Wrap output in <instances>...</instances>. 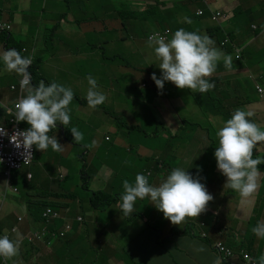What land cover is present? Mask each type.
<instances>
[{"label": "crops", "instance_id": "0c3cea01", "mask_svg": "<svg viewBox=\"0 0 264 264\" xmlns=\"http://www.w3.org/2000/svg\"><path fill=\"white\" fill-rule=\"evenodd\" d=\"M114 1L119 0H0V13L3 15L1 21L10 24L13 29L11 41L7 42L0 35V124L8 120L5 108L13 109L19 101L18 93L13 91L12 87H18L22 79L20 74L6 70L3 53L19 47L20 43L26 45L22 49L29 50L28 43L34 41L33 54L36 57L45 56L44 63L36 70V74L40 79L43 78L44 82L58 80L60 72L58 63L78 43L82 26L85 25L83 31L89 35L90 24L112 14ZM124 1L138 10H142L141 7L149 2L131 0L133 2L131 4L130 0ZM162 3L165 5L162 6L163 10L174 9L170 13L175 16L173 20L177 19L178 23L170 25L169 29L173 33L183 28L207 35L214 41L213 47L222 53L216 67L220 68L216 90L212 94L211 90L206 93L192 92L188 89H178L170 82H165L162 90L158 89L151 77L153 73L157 78L161 77L160 61L155 55L154 46L150 47L144 40L148 39L152 31H148L144 23L137 19L126 21L129 32L123 30L125 27L120 20L103 23L97 30L99 51H94V46H87L89 53L86 51L84 57H88L85 59L86 69L88 66V73L97 82L96 90L106 96V101L95 108L88 105L89 76L85 79L74 77L72 81L74 87L65 86L73 91L75 99L69 105L71 120L68 127L79 126L80 132L90 129L92 134L88 135L87 139L86 134H83L84 138L80 145L83 156L70 159V151L66 148L67 159L60 161L63 174L73 172L72 162L77 159L87 166L91 139L92 146L95 147V154L90 161L91 167L87 169V173H82L83 189L52 183L47 175H43L39 183L34 182V176L31 182L24 180L23 183L22 178L21 180L16 178L13 184L19 189V194L15 195L7 189V181L0 170V236L10 233L13 228H19L21 244L20 254L14 258L16 264H241L239 260L223 262L215 249L219 242L236 252L245 250L259 259L264 257V237L257 236L252 231L258 222H264V164L258 166L262 175L258 178L256 191L241 203L239 193L225 187L227 178L218 170L215 158V150L219 146L217 132L227 121L219 123V120L224 118L220 112L229 110V105L218 101L220 91H226L230 103L238 99L239 107L242 105V109L254 114L249 118L251 122L264 130V102L260 99L252 102L254 95L258 96L256 84L264 83L262 80L264 59L252 58L258 42L264 45V20L262 23V18H257L256 23L253 22L254 17L251 18L250 27L246 24V17L239 16L236 20L233 17L228 21L232 22V26L226 28L227 32L231 31V39L239 45L237 48L243 49V52L239 53L235 47H232V50L228 46L224 49L218 48L216 38L208 33V28L213 23L195 18L199 4L186 3L179 7L175 4ZM239 3L240 0H229L225 5L230 8ZM254 7L262 10L260 16H264V0H256L249 6L253 9ZM41 8L46 11L43 16L47 18L38 25L36 22L38 19L35 17L42 13L39 11ZM189 11L194 15H188ZM122 15L129 16L126 13ZM27 16H32L33 20L27 21ZM33 21L36 22L35 26L32 25ZM151 21L156 22L154 18ZM252 25H258L260 31L256 33ZM54 27L55 39L47 42V32ZM62 28L63 34H60ZM119 32L123 34L121 37L126 40L125 42L120 38L112 39L113 33ZM129 33V39L134 40L126 38ZM217 35L220 37L219 32ZM102 36L105 40L101 39ZM121 43L125 46L115 47ZM113 56L130 58L128 64L124 65L125 71H145L149 74L147 84L152 85L150 105L154 110V117L153 121H150L141 112L139 117L142 129L126 128L131 112L127 99L132 93L126 98L115 99L114 115L110 118L109 125L102 123L98 126L82 120L89 117V112L110 104L113 80L106 76L103 70L91 68L90 65L98 62L112 63ZM151 56L154 63L149 69L144 70L132 64L138 60L147 63ZM226 60L229 62L228 69L222 72ZM213 75L206 79L216 78ZM250 80H253L255 93L249 90ZM59 84L62 85V81ZM241 85H245L247 89H241ZM166 92H169L173 100V116L169 106L159 96ZM241 95L248 97L246 102H241ZM148 99L143 95L135 100L138 104L147 105ZM83 100L85 106L82 105ZM75 102L79 106H76L73 112L72 105ZM208 108L213 114L209 119ZM69 128L64 126L67 139H74ZM165 128L170 129L169 134ZM67 143L69 144V141ZM134 150L138 152V158L131 157ZM257 155L264 159V150L259 153L254 151L253 158ZM143 157L147 162H151L147 168L139 165ZM187 157L194 166L191 165L190 170H183L188 171L194 178L199 177L200 182L214 198L199 217L186 218L180 225H173L158 211L155 202L150 198L148 200L151 204H145L138 199L130 216L114 214L115 209L120 208L118 196L124 192V180L129 181L135 172L149 175L152 173L153 179L156 180L153 186H158L175 167L182 168L181 163ZM187 164L189 165L190 161ZM86 179L88 186L85 183ZM23 190L27 193L26 196L23 195ZM115 198L116 202L112 203ZM33 203L47 204L60 214V219L53 225L55 232L62 231L66 224L72 226L73 230L66 239L62 241L53 239L50 246L40 242L27 245L22 241L21 235H28L40 227L37 223L39 216L31 215L30 204ZM118 210L121 212V208ZM21 217L23 222L20 224L18 220ZM78 218L83 219V224L77 222ZM193 220L196 221L191 223ZM201 224L206 225L202 231L207 235V239L198 236L197 229ZM191 225L195 228L189 232L188 228ZM262 262L264 264V261ZM0 264H13V260L4 263L0 259Z\"/></svg>", "mask_w": 264, "mask_h": 264}, {"label": "clouds", "instance_id": "9594fccd", "mask_svg": "<svg viewBox=\"0 0 264 264\" xmlns=\"http://www.w3.org/2000/svg\"><path fill=\"white\" fill-rule=\"evenodd\" d=\"M192 1L195 4H199L196 18L206 19L212 22L214 25L212 24L209 28L216 27L217 29H221L225 35V40L228 39L225 43V40L221 43L216 41L218 48L224 49L230 44L238 49L237 52L242 53L243 49H239L234 45L233 39H231V31L228 33L227 29L222 27V24L228 22L233 17L235 19L236 13L240 9H244L246 12L249 6L255 1L240 0L238 5L231 6L230 8H227L225 5L226 1L229 0ZM223 3L224 6H222ZM163 5V3L160 5L159 11L167 15L168 10H163ZM132 8L134 9V7ZM201 10L204 11L202 15L200 14ZM156 13L155 10H152V12H148V15H155ZM135 14L138 16L136 12ZM128 15L127 17L121 13L122 18L141 21L140 17L136 18L135 15L130 13H128ZM154 21L163 23L166 20L162 22L154 19ZM0 22L3 23L1 19ZM122 22L125 27L123 30L128 31L126 21L123 20ZM3 24L11 28L10 24ZM169 25L170 24L167 25L166 29L156 31L148 37L149 46H154L155 55L160 61L159 69L162 73L161 77L157 78L155 73H153L151 77L158 89L162 90L165 82L174 84L178 89H188L192 92L206 93L214 89V83L217 79H206L211 77L216 71L217 63L222 56V53L213 47L214 41L207 35H200L197 32L187 31L183 28L173 33L169 29ZM252 28L253 30L255 29L256 33L260 31L258 25H252ZM119 33H116L117 38L124 39ZM129 37L130 33L126 38ZM26 52L27 49H22V53ZM3 61L8 71L20 74L22 77L18 87H12V90L18 93L19 101L13 109L5 108L4 111L8 114V120L0 124V126L5 125L10 127V122L15 119L17 123L21 122V127L25 129L24 131H15L10 137V142L17 149L23 147L26 161L31 157V149L33 146L34 149L36 147V149L41 152L46 151L49 147H51L53 151H61L62 144L57 139V137H59V127L61 125L57 124L59 123L69 128L68 125L71 120L69 105L74 99L73 91L55 82L46 86L43 81L39 83L38 87L33 88V77L30 73L33 66V59L22 57L15 49L6 50L3 53ZM129 61L130 58H121L120 56H113L111 58V62H118L125 66ZM31 62L32 66L28 70ZM228 64L229 62L226 60V66H228ZM24 76L25 79L23 81ZM27 76L29 83L24 87L21 98L20 87L21 84L23 86V84L28 82ZM87 79L90 85L87 93V102L90 107L95 108L106 101V96L102 92L96 90L97 82L93 77L89 76ZM258 86H264V83H257L255 86L259 99L264 102L258 93ZM220 113L222 115H229L230 110ZM253 115L251 111L237 109L234 111L231 118L228 119L217 132V136L219 137V146L215 150L217 168L222 175L227 178L225 187H229L239 193L241 203H243L246 198L251 197L256 191L258 187V178L262 175L258 166L264 164V159L259 155L253 158L254 151L259 153L264 150V130L257 124L251 122L249 118ZM69 129L73 135L74 142L79 143L83 140V133L77 128L71 127ZM54 132H58V134L56 135ZM0 134L7 135L3 128H0ZM60 135L63 139L68 141L65 130L60 129ZM34 159L35 156L33 161ZM33 161L27 168L13 172H9L4 165H0V170L7 181V189L12 191L15 195L19 194V189L15 188L13 184L16 178L19 180L22 178V183L24 180L31 182L33 179L30 173L22 176L24 171L32 167ZM150 177L153 178L152 173ZM123 188L124 192L120 197V208L123 215L130 216L133 214L137 199L143 200L145 198H150L155 202V207L158 211L163 213L164 218L169 220L173 225H180L185 222L186 218L199 217L206 211L207 206L214 199L213 196L208 193L206 186L200 182L199 177L194 178L188 171H184L181 168L173 169L159 186L151 185L146 175L138 173L134 183L124 180ZM48 209L57 213L50 207L46 208L41 213L43 225L41 224L36 231L34 230V232L28 235H21V238L26 242L25 244L34 245L36 242H40L46 246H50L53 239L62 241L72 232L73 228L70 224H66L62 231L55 232L53 230V225L60 219V214L57 213L59 216L58 219L48 222L43 217ZM79 219L81 218H78L77 222L83 224V219H81L80 222L78 221ZM18 222L21 224L23 222V217L19 218ZM67 226H70V232H66ZM205 227V224H201L197 229L198 236L203 239H207V235L202 231ZM18 230L19 228L16 227L13 228L10 233L0 236V259L4 263L13 260V264H16L14 258L19 256L21 244ZM252 231L257 236L264 237V222H258L257 226L253 228ZM62 233H65L64 237H61ZM36 234H45V237L42 241L34 239L30 242V239H33ZM203 235H206V237L204 238ZM13 237L16 238L13 239ZM218 244L223 245V243L219 242L215 245L216 252L223 262L239 260L241 264H244L243 255L248 254L255 260L256 264H263L262 261H264V257L259 259L255 257V255L247 253L245 250L236 252L223 245L226 250L231 251L234 255L233 258L225 257L218 250Z\"/></svg>", "mask_w": 264, "mask_h": 264}, {"label": "rangeland", "instance_id": "374dc122", "mask_svg": "<svg viewBox=\"0 0 264 264\" xmlns=\"http://www.w3.org/2000/svg\"><path fill=\"white\" fill-rule=\"evenodd\" d=\"M149 2L142 6L141 9L142 10H138L134 7V9L130 6L129 2H126L124 0H119V1H114V9L111 15L109 16H103L101 17L97 22L90 24L89 25V35H86V31H83V29H85V25L82 26V30H80V34H79V40L78 43L71 49L69 50V53L66 54L64 56V59L62 61H59L58 63V68L60 70L59 72V78L58 80H47L46 82H44L43 78L42 81L45 83V85H50L52 82L55 83H60L62 81V86H72V81L74 80V77H79L82 79H85L86 77L90 76V74L88 73L87 69H86V60L88 57H84V55L86 54V51L89 53L88 51V47L94 46V51H99V36H98V32L97 30L100 28V26L107 22V23H113L116 20H120V21H127V18H122L120 16L121 11L122 14H128L132 11H128L126 12V10L128 9H133V11H136L137 15L141 18V21L144 23V26L146 27V29L148 31H152V32H156L157 28L155 26V24L152 23V19H156V20H160V21H165L167 20V22L170 25H173L175 23H178V20H171V17L175 18V16L173 14H171L170 12L167 15L162 14L160 11L158 12V9L160 8V5L162 4V2L166 3L167 5H172L175 4L179 7H182L184 5H186V3H188L189 5L194 4V2L192 0H148ZM261 1V0H259ZM130 3L132 4L133 2L130 0ZM43 7V5H42ZM63 10L64 7L62 8ZM149 9H155V11L157 12L155 15H148V13L146 14V12ZM196 9V7H195ZM44 10V8H41L39 11ZM44 12H46L44 10ZM263 13L262 10L260 9H256V7L253 8H248L247 11L245 12L244 9H240L237 11L235 19L236 20L239 16L242 17H246V24L248 27H250V19L253 17H258ZM188 15L193 16L194 13L192 11L188 12ZM81 20H83V18H80ZM169 25V27H170ZM232 26V22H225L222 24L223 28H230ZM13 30V29H12ZM63 30L64 28L60 29V34H63ZM126 33V32H125ZM121 36H123V34L119 33ZM127 36V35H126ZM103 40H105V38L102 36ZM113 40L117 39V34L113 33ZM129 39V38H127ZM129 40H134L129 39ZM147 43L148 39H144ZM126 40L123 39V42H125ZM234 44L239 47V45H237L235 42ZM256 45V44H254ZM88 46V47H87ZM120 46H125L124 43L119 44V46H115V47H120ZM256 57H261L264 59V45H262L260 42H258V44L254 47L253 50V54H252V58H256ZM240 58V57H238ZM154 63V59L150 58L149 62L144 63L143 60H138V61H134L132 62L133 65L140 67L141 69H149L150 67H152V64ZM240 64V68L242 71V66L241 63ZM91 68H96V69H101L104 71V74H106V76H108L109 78H111L113 80V88H112V93H111V98H110V104L106 106V104L99 108L96 109L95 111L89 112L90 115L88 118L86 119H82L83 121H87L90 124H97L98 126H101L102 123H105V125H109L110 124V118L113 117L114 115V102L115 99L117 97L120 98H126L130 93H132V96L128 97L127 102L129 107L131 108V112L129 113V119L127 120L126 123V128L128 130H132V129H142V125L140 124V113L143 112L146 117L150 120L153 121V117H154V110L150 105L151 102V98H152V94L150 93V89L152 87V85L147 84L149 82V74L147 72H143V71H139V72H134V71H125L124 69V65L118 62H112V63H95V64H91L90 65ZM6 68V66H5ZM228 67L224 66L223 67V71L225 72V70H227ZM7 70V69H6ZM8 71V70H7ZM220 68L218 67L216 69V73H214L213 77H216V81H215V88L211 89V94L216 90V85L219 84V77H220ZM264 82V78L262 79ZM250 92H254L253 89V80H250ZM146 86V87H145ZM241 89H247L245 87V85H241L240 86ZM220 95L218 96V101L222 102V104L224 105H229V110H230V114L229 115H222V119L219 120V123L224 122L225 120H228L231 118L232 114L234 113L235 110L237 109H242L243 106L241 105V107H239L238 105V99H235V101L233 103H230L227 99V95H226V91H220L219 92ZM146 96L148 99V104L147 105H141L138 104L136 102V98L138 96ZM160 98L163 100V102L165 104H167L170 108V112L173 116L174 114V109H173V100L169 95V92L164 93L163 95H159ZM247 96L246 95H241L240 99L241 102L247 100ZM258 96L256 97V94L253 97L252 102L258 101ZM85 100V99H84ZM84 100L82 101V105L85 106ZM75 99H73L72 102H74ZM244 102V103H245ZM76 106H79V104H77L76 102L73 103L72 107H73V112L76 109ZM212 110L211 109H207V118L209 119L213 114L210 113ZM142 120V119H141ZM60 125V124H58ZM60 129H64V126H60ZM79 131H80V127L77 126L76 127ZM60 129H59V137H57L58 141L62 144V150L61 151H53L51 149V147H49L46 151L41 152L38 151L35 147V159L33 161L32 167L26 171H24L22 173V176L26 175L28 172L30 174H32V176L35 177L34 182L39 183V180L44 176L47 175V177L49 178L50 182H55L56 184H66L65 186L67 187H72L74 189H76L77 187H79L80 189H83L84 183L82 182V173H87V169H90V161H91V157L95 154V147L92 146V139L89 143V148L90 150L88 151V153H90V159L88 161V164H86L87 166H85L84 164H82V162L80 161V159H77L75 161L72 162V173H68L66 175L63 174V167L60 165V161L67 159L66 156V148L69 149L70 151V155L71 157H69L70 159L73 158H79L81 156H83V150L80 147V145L82 144V141H80L79 143L74 142V139L69 138V144L67 143V141L65 139L62 138V136L60 135ZM163 129H160V131ZM166 133H168V131L170 132L169 128H165ZM218 130V129H217ZM66 132V131H65ZM217 132V131H216ZM83 134H86V139L87 136L92 134L90 129H85L83 132ZM67 136V135H66ZM85 139V141H86ZM199 141L201 142L202 140L199 139ZM138 152L137 151H133V153H131V157H135L138 158ZM190 161V164L188 165L187 162ZM151 162H147L145 160V158L143 157L141 159V162L139 163V165L141 167L147 168V166L150 164ZM191 165H193L192 161L190 160L189 157L185 158L184 161L181 163L182 166V170H190L191 169ZM175 168H179V167H175ZM174 168V169H175ZM141 173H143V171H141ZM138 173L135 172L133 175V177L129 178V182L130 183H134L135 181V177ZM148 177L149 179V183H151V185H153L154 182H156V180H154L152 177H150V175L148 174H144ZM62 177V179H61ZM165 180V179H164ZM164 180H162L160 183H162ZM89 185V183L87 184V186ZM159 186V185H158ZM23 195L26 196L27 193L23 190ZM140 200V199H139ZM138 202V199L136 200ZM140 201H144L145 204H151L149 203L148 198H145L143 200ZM114 205V204H112ZM118 209L120 208H116L114 214L120 215L122 214ZM113 214V215H114ZM112 215V216H113ZM206 217L211 218L209 215H206ZM112 218V217H111ZM196 220H193L191 223L195 222ZM198 221V220H197ZM195 226L191 225V227L188 228V231L190 232L191 229H194ZM52 245V244H51Z\"/></svg>", "mask_w": 264, "mask_h": 264}, {"label": "built area", "instance_id": "2783aa9c", "mask_svg": "<svg viewBox=\"0 0 264 264\" xmlns=\"http://www.w3.org/2000/svg\"><path fill=\"white\" fill-rule=\"evenodd\" d=\"M203 13H204V11L201 10L200 14L202 15ZM218 15H220V14H218ZM10 29L11 28L9 26L0 22V32H7V31H10ZM227 41H228V39H226L224 41V43ZM31 66H32V62L30 64L28 70L30 69ZM24 79H25V76L23 77V81H24ZM27 81H28V76H27ZM28 83H29V81L26 84H23V86L21 84V87H20L21 98L23 95L24 87L27 86ZM257 89H258V93L260 94L262 100H264V86H260V87L258 86ZM14 116H15V113H14ZM10 123H11L10 127H7L5 125L0 126V128H3L7 133V135L0 134V165H4L8 169L9 172L10 171L13 172V171H20V170L30 166V164L32 163L33 158L35 156V149L33 146V148L31 149V157H29L26 161V156L24 154L23 147L17 149L10 142V137L13 135V133L15 131H24L25 129H23L21 127V122L17 123L15 121V119H13ZM43 217L48 222L51 220H56L59 218L58 214L53 212L51 209H48ZM78 221L80 222L81 219H79ZM70 231H71L70 226H67L66 232H70ZM64 236H65V233H62L61 237H64ZM44 237H45V234H36L33 237V239H30V242H32L34 239L38 240V241H42L44 239ZM203 237L205 238L206 235H203ZM218 250L225 257H228V258L234 257L233 253L229 250H226L222 244H218ZM243 262H244V264H256L255 260L248 254L243 255Z\"/></svg>", "mask_w": 264, "mask_h": 264}, {"label": "trees", "instance_id": "16d2710c", "mask_svg": "<svg viewBox=\"0 0 264 264\" xmlns=\"http://www.w3.org/2000/svg\"><path fill=\"white\" fill-rule=\"evenodd\" d=\"M253 1H254V0H253ZM255 1H256V0H255ZM68 7H69L70 9H72L71 6H68ZM152 10H155V9H149V10L146 12V14H147L148 12H152ZM173 10H174V9H172V10H168V13H169V12H172ZM128 11H132V12H130V14H133V15H135L136 18H139V16H136V14H135L136 11L133 12V9H128V10H126V12H128ZM41 12H42V13H41L39 16H36V17H35V18L38 19V21H36V22H38V25H39L42 21H45L46 18H47L46 16H43V13H45L44 10H42ZM158 12H159V9H158ZM121 13H122V11H121ZM171 14H172V13H171ZM23 17H24V16H23ZM2 18H3V15L0 13V19H2ZM195 18H196V15H195ZM257 18H262V23H263L264 16L254 17L253 22L258 23V19H257ZM4 19H5V18H4ZM172 19H173V17H171L170 21H171ZM26 20H27V21H32L33 18H32V16H27V17H26ZM36 22L33 21V22H32V25L35 26V25H36ZM152 23L155 24V26H156V28H157V31H160L161 29H166V28H167V25L169 24V23L167 22V20H166L165 22H163V23H158V22H152ZM261 26H262V25H261ZM208 29H209L208 33H209L211 36H214V37L216 38V40H217L218 43H221L223 40H225V36L223 35V32H222L221 29H217L216 27H212V28H208ZM12 31H13V30H12V26H11V31H10V32L0 33V35H1L2 38H4V39L8 42V41H11L12 38H13V33H12ZM55 31H56V28L54 27V28H52V29L49 30L50 33L47 32V35H48V37L46 38L47 42L54 41V39H55V35H54ZM217 32H219L220 37L217 35ZM8 33H9V34H8ZM152 33H154V32H152ZM48 38H49V39H48ZM7 42H5L6 45H7ZM234 42H235V41H234ZM28 45H29V47H27V48H29V50H27L26 53H22V48L26 46L25 44H22V43L19 44V47H15V50H16V51H17L22 57H26V58L33 59V66H32V70L30 71V73L32 74V77H33V79H32V85H33V88H35V87H38V86H39V83L42 81V79H40V78L38 77V75L36 74V70H37V69H40L41 66L43 65L45 56H43V57H40V56L36 57L35 55L32 54V51H33L32 49H33V47L35 46L34 41H31L30 43H28ZM30 47H31V48H30ZM228 47H230V49L232 50V47H233V46H231V45L229 44ZM225 48H226V47H225ZM27 128H28V127H27ZM49 135H50V133H49ZM148 137H149V136H147V138H148ZM83 174H84V173H83ZM85 183L88 184V179H86ZM120 197H121V196H118V199H119V201H120V203H121ZM115 202H116V198H115L114 201H112V203H115ZM46 208H48V205H47V204H42V203H33V204H30V209H31V211H32L31 215H32L33 217H34V216H37V215L39 216V218L37 219V223H38L39 225H41V224L43 225V220L41 219V213H42ZM22 241H24L23 238H22Z\"/></svg>", "mask_w": 264, "mask_h": 264}, {"label": "bare ground", "instance_id": "6f19581e", "mask_svg": "<svg viewBox=\"0 0 264 264\" xmlns=\"http://www.w3.org/2000/svg\"><path fill=\"white\" fill-rule=\"evenodd\" d=\"M32 2V1H31Z\"/></svg>", "mask_w": 264, "mask_h": 264}]
</instances>
